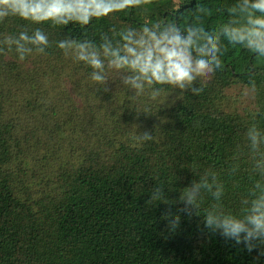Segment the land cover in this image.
Listing matches in <instances>:
<instances>
[{"label":"trees","instance_id":"trees-1","mask_svg":"<svg viewBox=\"0 0 264 264\" xmlns=\"http://www.w3.org/2000/svg\"><path fill=\"white\" fill-rule=\"evenodd\" d=\"M231 0H156L150 15H122L121 24H139L179 13L182 23L203 18L215 29L228 19ZM202 7V13L197 8ZM229 12L233 11L228 8ZM73 37L97 39L110 22ZM24 22L0 24V264H264L214 235H206L203 214H181L176 234L164 231L162 215L179 211L183 188L200 171L216 170L226 183L223 205L238 212L250 186L246 128L264 127V58L222 42L225 70L198 96L171 90L164 102L144 112L147 98L130 105L131 94L113 77L105 93L89 79L90 69L53 46L47 56L19 61L5 44ZM52 39L63 30H52ZM246 72L253 73L248 76ZM255 84L258 92L244 97ZM199 81L194 86H198ZM149 132L154 139L132 140ZM241 154L234 177L226 169ZM158 183L169 204L147 205ZM197 224L200 227H197Z\"/></svg>","mask_w":264,"mask_h":264},{"label":"clouds","instance_id":"clouds-1","mask_svg":"<svg viewBox=\"0 0 264 264\" xmlns=\"http://www.w3.org/2000/svg\"><path fill=\"white\" fill-rule=\"evenodd\" d=\"M156 0H0V24L10 18L24 22L22 30L3 41L15 46L19 61L32 55L49 54L55 46L65 57L89 68V79L108 93L115 76L130 91V105L147 98L144 112L151 111L155 102L168 99L171 90L181 95L204 92L212 77L225 70L222 42L251 54L253 59L264 58V0H231L224 8L228 18L218 28L204 26L198 17L182 23L180 7L176 15L165 12L162 18L139 24H121L122 15L132 12L150 15ZM228 8L233 11L229 12ZM202 7L197 8L202 13ZM108 21L107 31L97 39L73 37L67 29L77 26L83 32L94 22ZM52 30H63V38L52 39ZM0 56L6 57L0 48ZM251 76L253 73L246 72ZM199 81L198 86H194ZM258 89L253 85L242 90L244 97H253ZM246 158L250 161V186L241 196L238 212L228 211L223 201L226 183L214 169L200 171L193 166L198 178L183 188L179 196V211H166L164 231L176 234L181 229V214L199 215L205 196L210 204L203 214L206 235H214L234 246H242L249 254L257 250L256 260L264 257V127L251 123L244 132ZM154 139L149 132L134 134L132 140L147 142ZM241 154L226 169L229 177L240 171ZM147 205L169 204L166 189L158 183ZM199 228L200 225L197 224Z\"/></svg>","mask_w":264,"mask_h":264},{"label":"rangeland","instance_id":"rangeland-1","mask_svg":"<svg viewBox=\"0 0 264 264\" xmlns=\"http://www.w3.org/2000/svg\"><path fill=\"white\" fill-rule=\"evenodd\" d=\"M95 23H98V25H96V27H97V30L100 31V30L102 29V26H103V25H101V24L99 23V21H98V22H95ZM71 28H73V29H75V30H80L79 27H77V26H72Z\"/></svg>","mask_w":264,"mask_h":264}]
</instances>
